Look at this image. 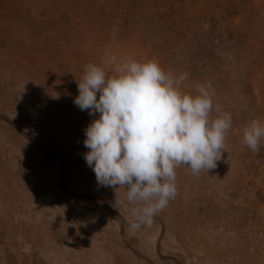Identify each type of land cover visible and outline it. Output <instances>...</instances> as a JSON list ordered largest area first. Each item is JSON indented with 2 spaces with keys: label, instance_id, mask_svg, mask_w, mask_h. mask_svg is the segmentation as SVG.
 Listing matches in <instances>:
<instances>
[{
  "label": "rangeland",
  "instance_id": "374dc122",
  "mask_svg": "<svg viewBox=\"0 0 264 264\" xmlns=\"http://www.w3.org/2000/svg\"><path fill=\"white\" fill-rule=\"evenodd\" d=\"M115 56L116 64L109 58ZM155 61L211 118L232 116L214 169H176L177 195L133 230L126 189L87 166L75 104L89 64ZM219 105L220 113L215 106ZM98 115V114H97ZM264 0H0V264H264Z\"/></svg>",
  "mask_w": 264,
  "mask_h": 264
},
{
  "label": "clouds",
  "instance_id": "9594fccd",
  "mask_svg": "<svg viewBox=\"0 0 264 264\" xmlns=\"http://www.w3.org/2000/svg\"><path fill=\"white\" fill-rule=\"evenodd\" d=\"M116 64L117 58H109ZM115 75L86 66L77 81L74 104L96 117L84 130V159L99 186L124 188L112 205H129L130 229L150 228L154 217L177 195L176 169L184 165L193 175L214 169L227 152L226 136L232 116L211 118L210 85L198 84L196 94L185 93L178 78L155 61L122 58ZM220 113L219 105L215 106ZM98 114V115H97ZM264 123L253 119L243 131V143L259 153Z\"/></svg>",
  "mask_w": 264,
  "mask_h": 264
},
{
  "label": "bare ground",
  "instance_id": "6f19581e",
  "mask_svg": "<svg viewBox=\"0 0 264 264\" xmlns=\"http://www.w3.org/2000/svg\"><path fill=\"white\" fill-rule=\"evenodd\" d=\"M107 73V72H106Z\"/></svg>",
  "mask_w": 264,
  "mask_h": 264
}]
</instances>
